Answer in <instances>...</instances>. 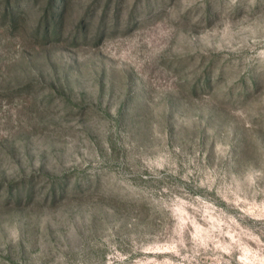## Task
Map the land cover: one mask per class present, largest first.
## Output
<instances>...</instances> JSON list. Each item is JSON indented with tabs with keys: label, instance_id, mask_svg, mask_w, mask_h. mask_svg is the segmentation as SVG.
<instances>
[{
	"label": "rangeland",
	"instance_id": "obj_1",
	"mask_svg": "<svg viewBox=\"0 0 264 264\" xmlns=\"http://www.w3.org/2000/svg\"><path fill=\"white\" fill-rule=\"evenodd\" d=\"M0 264H264V0H0Z\"/></svg>",
	"mask_w": 264,
	"mask_h": 264
},
{
	"label": "trees",
	"instance_id": "obj_2",
	"mask_svg": "<svg viewBox=\"0 0 264 264\" xmlns=\"http://www.w3.org/2000/svg\"><path fill=\"white\" fill-rule=\"evenodd\" d=\"M56 1H58V0H53V3L56 2ZM55 196H56V192H54V193L52 194V197H53V198H54ZM11 198H13V196H12V197L10 196L9 199H11Z\"/></svg>",
	"mask_w": 264,
	"mask_h": 264
}]
</instances>
